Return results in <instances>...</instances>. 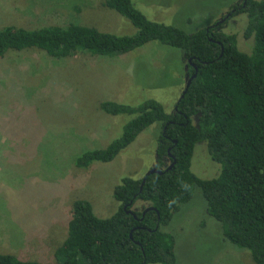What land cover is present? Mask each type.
Instances as JSON below:
<instances>
[{"label": "rangeland", "instance_id": "1", "mask_svg": "<svg viewBox=\"0 0 264 264\" xmlns=\"http://www.w3.org/2000/svg\"><path fill=\"white\" fill-rule=\"evenodd\" d=\"M242 2L132 0L147 19L188 33L223 21ZM69 23L116 35L136 33L127 19L104 7L103 0H0V29ZM245 25L246 15H235L222 31L235 34L237 48L250 53L253 39H244ZM182 58L181 51L153 41L114 57L76 54L54 59L27 50L0 59V253L55 264L53 252L66 237L74 200L89 201L101 219L115 212L112 191L121 178H142L156 164V124L111 162L78 169L74 159L104 148L135 116L103 113V101L137 106L154 99L171 113L184 86L176 83ZM219 166L208 156L205 142L195 145L190 170L196 176L214 178ZM147 205L136 201L132 209ZM162 230L175 237L180 264H254L246 250L223 239L198 188Z\"/></svg>", "mask_w": 264, "mask_h": 264}, {"label": "trees", "instance_id": "2", "mask_svg": "<svg viewBox=\"0 0 264 264\" xmlns=\"http://www.w3.org/2000/svg\"><path fill=\"white\" fill-rule=\"evenodd\" d=\"M103 5L127 19L136 33L116 35L79 23L0 29V59L27 50L54 59L76 54L114 57L155 41L181 51L185 61L176 82L184 86L171 113L154 99L137 106L100 103L103 113L135 116L104 148L77 155L74 166L86 169L93 162H111L156 124L154 168L161 174L121 178L112 191L117 209L108 218L95 216L89 201L74 200L66 237L53 252L55 264H180L176 239L162 227L196 188L207 214L220 224L223 239L246 250L254 264H264V0H243L221 23L193 33L147 19L132 0H103ZM240 14L246 15L244 39H253L250 53L237 48L235 34L222 31ZM201 142L220 165L211 179L190 170L194 147ZM136 201L148 205L133 210ZM0 264L40 263L0 253Z\"/></svg>", "mask_w": 264, "mask_h": 264}, {"label": "water", "instance_id": "3", "mask_svg": "<svg viewBox=\"0 0 264 264\" xmlns=\"http://www.w3.org/2000/svg\"><path fill=\"white\" fill-rule=\"evenodd\" d=\"M227 17V16H226ZM225 17V18H226ZM220 22H222V21H220ZM220 22H217V23H220ZM194 76V75H193ZM190 79L187 81V83H186V88L188 87V85H189V83H190ZM185 88V89H186ZM170 168V167H169ZM153 173H158V174H161V171L160 170H157L156 168H151L149 171H147V173L145 174V175H150V174H153ZM129 213H131V211H128Z\"/></svg>", "mask_w": 264, "mask_h": 264}, {"label": "flooded vegetation", "instance_id": "4", "mask_svg": "<svg viewBox=\"0 0 264 264\" xmlns=\"http://www.w3.org/2000/svg\"><path fill=\"white\" fill-rule=\"evenodd\" d=\"M232 11H234V10H232Z\"/></svg>", "mask_w": 264, "mask_h": 264}]
</instances>
